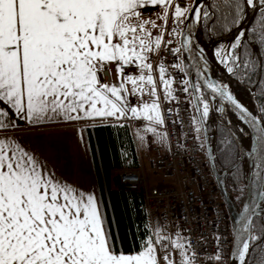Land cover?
<instances>
[{"label": "snow or ice", "instance_id": "obj_1", "mask_svg": "<svg viewBox=\"0 0 264 264\" xmlns=\"http://www.w3.org/2000/svg\"><path fill=\"white\" fill-rule=\"evenodd\" d=\"M171 2L0 0V117L11 114L28 125L143 117L149 122L144 130L159 136L155 125H162L164 120L148 54L155 50L153 45L159 48L163 32L153 36L152 29L161 26L145 18L143 12L147 7H160L162 15H156L167 19ZM245 2L255 6V0ZM260 6L264 7V0H260ZM235 8L233 22L239 25V0ZM183 15L184 10L176 5L171 11L173 23H182ZM261 15L264 17V13ZM176 31L173 28L169 35ZM242 36L235 37L233 51L226 49L220 55L221 50H216L219 62L230 74H235L239 57L234 50ZM190 39L182 34L180 47L171 52L199 55L203 61L202 50L199 45L190 47ZM112 64L119 82H102ZM126 66H135L138 74L125 75ZM207 71L205 63L203 70H197V82L191 85L193 97L199 98L197 108L202 106L203 115H208L207 89L212 99L219 98L240 109L260 133L256 139L264 158V122L247 113L228 84L207 78ZM159 73L167 100L171 80L165 76L163 64L159 65ZM128 83L132 95L147 93L152 101L131 105L125 87ZM183 91L187 93L188 87ZM15 120L10 119L9 125L16 126ZM101 204L94 192L75 187L50 172L34 150L15 139H0V264H176L172 252L177 250L181 264H190L187 243L182 242L179 232L169 244L165 243L169 238L156 229L155 241L148 232L138 248L127 253L117 251L105 226ZM257 240L255 235L242 240L241 246L234 249L231 264H247L250 241ZM259 240L264 243V237ZM159 249H163L162 254ZM215 259H222L219 252Z\"/></svg>", "mask_w": 264, "mask_h": 264}, {"label": "built area", "instance_id": "obj_2", "mask_svg": "<svg viewBox=\"0 0 264 264\" xmlns=\"http://www.w3.org/2000/svg\"><path fill=\"white\" fill-rule=\"evenodd\" d=\"M190 2L172 0L174 7L179 5L184 11ZM180 19L183 21V16ZM181 24H174L172 18L171 25L176 32ZM178 47L176 34L165 36L159 48L148 55L152 66L164 65L165 76L171 80L170 98L166 100L164 96L160 102L164 144L152 148L150 159L151 169L161 182L148 187L141 171L125 169L118 175L119 183L123 189H142L150 219L156 217L179 227L183 242L187 243L190 264H227L232 239L230 220L222 200L217 197L203 144L193 123L188 91H183L188 84L181 53L171 52ZM176 64L181 67L177 68ZM126 122L141 123L137 118H128ZM217 252L222 257L219 261L215 259Z\"/></svg>", "mask_w": 264, "mask_h": 264}, {"label": "trees", "instance_id": "obj_3", "mask_svg": "<svg viewBox=\"0 0 264 264\" xmlns=\"http://www.w3.org/2000/svg\"><path fill=\"white\" fill-rule=\"evenodd\" d=\"M239 2L243 19L245 5L243 0ZM235 3L236 0H210L209 7L205 10L207 16L204 15L202 19L205 39L226 35L238 25L233 22L236 18ZM262 13H264V7L258 10L249 26L248 37L234 50L239 61L235 67V74L231 75L242 84L254 89L264 119V17ZM233 43H236L235 39ZM182 66L188 77V66L183 62ZM188 93L195 111L189 84ZM243 131L246 133L245 130ZM81 133L92 175L94 194L98 201L102 202L101 211L106 217L105 226L111 232L117 251L125 253L133 251L142 243L141 238L148 232L152 233V230L142 189H123L119 183L118 171L139 168L131 127L123 121H106L84 126ZM215 154L218 170L231 165L238 155L230 134L221 125L216 129ZM225 183L235 204L239 206L245 191L243 164H239L225 176ZM252 235H255L258 240L250 242L247 264H264V243L259 240L264 237V216L262 219L258 216L253 218Z\"/></svg>", "mask_w": 264, "mask_h": 264}, {"label": "water", "instance_id": "obj_4", "mask_svg": "<svg viewBox=\"0 0 264 264\" xmlns=\"http://www.w3.org/2000/svg\"><path fill=\"white\" fill-rule=\"evenodd\" d=\"M243 1L245 3L246 10L242 23L234 27L226 35L206 40L202 31V19L205 15V10L209 7L210 0H193L181 25L178 42L181 41L182 34L183 36L191 37L190 47L194 48L196 45H199L200 50L203 52V61L200 60L199 55L189 56L187 53L181 52L182 62L189 68V86L192 96L193 89L191 85L197 82V70H203L206 63L208 71L205 75L207 78L228 84L236 101L244 109H246L247 113L257 116L262 120V122H264L259 104L256 100L254 89L236 80L215 60V56L213 54V46L216 42L232 40L240 32L243 33V38L247 37L248 28L253 22L260 5L258 4V0H255L254 7L247 6L245 0ZM196 9H200L199 13L196 12ZM237 28H239V31H237ZM185 60L187 62H184ZM201 83L203 84V81H201ZM234 89L244 90L249 94L252 109L245 105L234 94V91H232ZM205 92L206 98L209 99L210 111L208 122L212 127V131L210 133L212 135L211 141V135L206 130V125L201 116L200 108H197L198 98L193 97V100L202 126V138L209 170L230 220L232 240L227 264H231L235 254L234 249L241 246L242 240L248 239L251 236V224L253 218L256 216L262 218L264 216V195H261V193L264 192V158L260 155V143L258 139H256L260 133L257 128L252 125L250 120L244 118L241 110L237 109L230 102L222 103L219 98L212 99L211 95H208L210 90L205 89ZM216 107L220 108L219 112L216 111ZM218 124L223 126L228 131L234 144L236 145L238 153L236 160L221 171L218 170L215 163L216 127ZM241 129H244L247 132L248 138L243 134ZM239 164H243L245 172V191L240 205L237 206L231 194L227 190L225 176ZM246 204L248 205L247 208L244 207ZM252 209H255V212H252ZM249 253L250 251L247 254V260Z\"/></svg>", "mask_w": 264, "mask_h": 264}, {"label": "crops", "instance_id": "obj_5", "mask_svg": "<svg viewBox=\"0 0 264 264\" xmlns=\"http://www.w3.org/2000/svg\"><path fill=\"white\" fill-rule=\"evenodd\" d=\"M172 10L174 9L170 4L168 6L167 19H162L156 15L157 13L162 15L160 7H147L144 9V17L155 20V23L161 26L152 29L153 36L159 34L163 30L164 25L171 17ZM154 47L155 45H153V49ZM156 70L158 71L157 74ZM132 74H138V70L135 66H133ZM152 75L156 91L158 93V104L161 114L160 101L164 96L163 94L165 89L160 80L158 68L152 69ZM104 80L105 77L102 82ZM129 86L132 87L131 83ZM134 98V95L132 96L129 94V103L133 102ZM125 118H122L121 120H115L114 118H108L106 120L100 118H96L95 120L81 119L77 121H59L40 125H28L26 121L15 120V118L10 114L8 117H0V139L11 138L21 142L29 149L34 150L38 154L41 161L47 164L48 170L55 173L57 177L75 187L94 192L92 175L81 133L82 127L106 121L120 122ZM10 119L15 120L16 126L9 125L8 121ZM138 119H140L143 123L139 125H130V127L138 155L139 169H145L146 181L158 184L161 181L159 176H157L155 180L156 176L152 171L151 172L154 175L147 174L146 172L149 171L152 148L154 146L164 144L163 134L160 130L161 125H155L157 132L159 133V136H156L155 134L144 130V125L149 124L147 120L143 117H139ZM141 136L143 137V140L140 139ZM142 173H144V171Z\"/></svg>", "mask_w": 264, "mask_h": 264}, {"label": "rangeland", "instance_id": "obj_6", "mask_svg": "<svg viewBox=\"0 0 264 264\" xmlns=\"http://www.w3.org/2000/svg\"><path fill=\"white\" fill-rule=\"evenodd\" d=\"M191 1V0H190ZM185 12V11H184ZM166 24H167V28H163V30L161 31V32H163V35H162V38H161V42L164 40V38H165V36L166 37H168V36H173V35H169V33L171 32V29H173V27H172V25L170 24V19H169V21H168V23L166 22ZM165 24V25H166ZM164 25V26H165ZM206 40H209V38H207ZM234 43H225V44H223V45H219L218 47H215L213 50H214V55H215V60L222 66V67H224L225 68V66L223 65V64H221L220 62H219V59H220V57L219 56H217L216 55V50L217 49H220L221 50V52H220V55H223L224 54V52H225V50L227 49V50H229L230 51V48H231V46L230 45H233ZM156 46V45H155ZM130 68L127 70H124V73H125V75L126 74H132V69H133V66H129ZM226 69V68H225ZM159 70V69H158ZM227 70V69H226ZM158 73V71L156 70V74ZM157 77H158V75H157ZM103 82H109V83H118L119 82V80H118V78H117V75H116V71H115V65L114 64H112L111 66H110V69H109V75L107 76V77H105V80L103 81ZM129 84L130 83H128V84H126V88H127V90H129L128 91V93L129 94H131V92H130V90H131V88L132 87H130L129 86ZM149 89L151 88V86L149 85V86H147ZM157 92V91H156ZM132 95V94H131ZM133 96V95H132ZM134 101L133 102H131L130 104L131 105H138L139 104V102H141V101H145V102H151L152 101V97L151 96H149L147 93H145L143 96H140V95H134ZM156 100L158 101V93H157V96H156ZM188 104H189V106H190V108H191V110H192V112L194 113V115H196L195 116V120L197 121V114H196V112L194 111V108H193V106H192V100H191V98L189 97V94H188ZM201 111H202V109H201ZM203 112V111H202ZM204 118V117H203ZM197 124H198V121H197ZM198 126V125H197ZM242 130V132H243V134L248 138V135H247V132L246 133H244V129H241ZM199 132H200V130H198ZM139 171H144V176H145V169L144 170H140L139 169ZM155 174V180H156V178H157V174L150 168V166H149V171L148 172H146L147 174H150V175H154V174H152V172ZM119 173H120V171H118ZM119 173H118V175H119ZM160 178V177H159ZM145 180H146V178H145ZM151 182V181H150ZM148 182V181H146V185L148 186V187H150V186H153V185H157V184H153V182ZM161 182V181H160ZM159 182V183H160ZM158 183V184H159ZM150 184H153V185H150ZM217 197L219 198V199H221V197H220V195H219V193H217ZM151 227H152V238H153V240L155 241V230L156 229H160V235L162 236V237H167V238H169V239H166L165 240V243H171V240L172 239H175V235H176V233L177 232H179L180 233V230H179V227L177 226V225H175V224H166V223H163V222H161L160 221V219L159 218H153V219H151ZM181 234V233H180ZM183 242V241H182ZM158 248H159V246H158ZM170 251H171V249H169ZM159 251L161 252V254L163 253V249H159ZM188 255V254H187ZM172 256H173V258L176 260V263H181V256H180V250H177V251H175V252H172Z\"/></svg>", "mask_w": 264, "mask_h": 264}, {"label": "flooded vegetation", "instance_id": "obj_7", "mask_svg": "<svg viewBox=\"0 0 264 264\" xmlns=\"http://www.w3.org/2000/svg\"><path fill=\"white\" fill-rule=\"evenodd\" d=\"M258 4L260 5V0H258ZM244 5H245V3H244ZM260 8H262L261 6H260ZM259 8V9H260ZM258 9V10H259ZM245 10H246V7H245ZM258 10H257V12H258ZM244 15H245V13H244ZM256 16V15H255ZM244 17V16H243ZM252 24V23H251ZM242 32H240L239 34H237V35H240ZM236 35V36H237ZM235 36V37H236ZM235 37L232 39V40H227V41H225V42H222V43H220V44H218L216 47H218L219 45H223V44H225V43H233V40L235 39ZM247 37H248V32H247ZM246 37V38H247ZM246 38H243V36H242V38H241V41H240V43L244 40V39H246ZM231 46V48H230V51L232 50V45H230ZM198 98V97H197ZM217 108V107H216ZM200 112H201V116H202V118H203V115H202V111H201V107H200ZM208 117H209V113H208V115L207 116H205L204 118H203V120H204V123H205V125H206V130H207V132L210 134L211 133V131H212V127H211V125H210V123L208 122ZM197 121H198V124H199V126H198V128H200V131H201V134H202V126H201V122H200V118H199V115H198V113H197ZM219 126V124L217 125V127ZM217 127H216V129H217ZM208 128H210V130L208 129ZM211 135V134H210ZM211 137H212V135H211ZM215 163H216V160H215ZM217 166V165H216ZM262 219V218H261Z\"/></svg>", "mask_w": 264, "mask_h": 264}, {"label": "bare ground", "instance_id": "obj_8", "mask_svg": "<svg viewBox=\"0 0 264 264\" xmlns=\"http://www.w3.org/2000/svg\"><path fill=\"white\" fill-rule=\"evenodd\" d=\"M234 94L250 109H252V104L250 103L249 94L244 90H232Z\"/></svg>", "mask_w": 264, "mask_h": 264}]
</instances>
